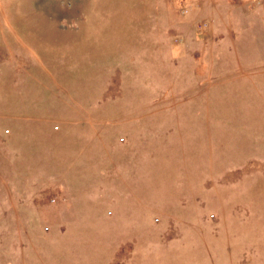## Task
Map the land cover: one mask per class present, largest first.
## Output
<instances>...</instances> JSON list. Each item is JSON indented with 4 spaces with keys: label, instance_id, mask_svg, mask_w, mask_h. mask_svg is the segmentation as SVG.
<instances>
[{
    "label": "rangeland",
    "instance_id": "374dc122",
    "mask_svg": "<svg viewBox=\"0 0 264 264\" xmlns=\"http://www.w3.org/2000/svg\"><path fill=\"white\" fill-rule=\"evenodd\" d=\"M0 12H17L23 42L53 44V64L99 50L103 82L69 153L24 165L18 185L4 165L26 193L17 222L0 217V264H264V0Z\"/></svg>",
    "mask_w": 264,
    "mask_h": 264
},
{
    "label": "crops",
    "instance_id": "0c3cea01",
    "mask_svg": "<svg viewBox=\"0 0 264 264\" xmlns=\"http://www.w3.org/2000/svg\"><path fill=\"white\" fill-rule=\"evenodd\" d=\"M45 41L40 46L23 42L17 37V12H0V217L12 213L16 222L17 197L26 193L17 185L33 178L23 166L46 163L53 148L69 153L81 139L80 131L92 126L101 103L103 82L96 61L101 52H85L61 66L53 64L48 54L53 44ZM83 147H77V158ZM8 164H17V185L6 172Z\"/></svg>",
    "mask_w": 264,
    "mask_h": 264
}]
</instances>
